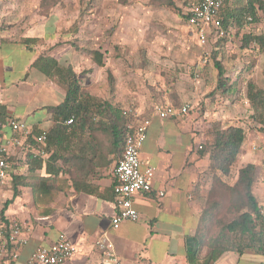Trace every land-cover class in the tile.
<instances>
[{
    "label": "crops",
    "instance_id": "0c3cea01",
    "mask_svg": "<svg viewBox=\"0 0 264 264\" xmlns=\"http://www.w3.org/2000/svg\"><path fill=\"white\" fill-rule=\"evenodd\" d=\"M15 2L0 0V109L6 119L24 122L32 135L39 136L53 126L50 108L65 97V90L34 66L42 56L57 58L53 51L45 55L55 45L56 23L50 19L25 25L23 1ZM74 56L70 58L71 67L76 74L80 72L82 80L89 60ZM59 63L62 65L61 60ZM103 64L86 75L85 86L94 96H100L98 88L106 81L98 80V75L104 76L108 70ZM191 82L183 99L195 101L200 82L196 86ZM136 112H140L138 117L142 113L151 117L141 156L156 169L151 193L134 197L140 219L112 228L116 215L114 168L121 152L112 145L109 135L101 131L93 137L86 130L66 132L50 143L49 151L44 145V157L17 151L11 158L10 178L0 187V213L8 224L7 233L11 227L20 226L26 243L18 247L16 260L5 259L0 264H26L37 250L61 239L76 248L75 256L63 264H104L96 242L105 234L113 242L121 264H188V242L197 233L209 196L207 179L215 168L212 148L208 149L213 136L206 138V122L203 124L196 114L160 119L153 110ZM228 115L222 109L212 118L225 125ZM229 123L223 129L236 126ZM4 132L8 135L10 129ZM255 141L239 155L240 164L255 161L250 151ZM54 145L60 157L57 160L51 157L56 155ZM200 146L203 149L199 150ZM159 191L164 192L163 197ZM253 194L264 207V178L255 184ZM7 249L11 251L12 246ZM214 264H264V253L227 252Z\"/></svg>",
    "mask_w": 264,
    "mask_h": 264
},
{
    "label": "rangeland",
    "instance_id": "374dc122",
    "mask_svg": "<svg viewBox=\"0 0 264 264\" xmlns=\"http://www.w3.org/2000/svg\"><path fill=\"white\" fill-rule=\"evenodd\" d=\"M15 1L18 0H10ZM19 1H23L20 3L25 7V25L33 26L50 19L56 23L55 45L45 55L53 51L64 67H71L70 58L74 55L89 60L80 79L85 93H89L85 86L86 75L97 69L94 56L98 53L102 55L103 67L108 70L104 69V76L98 75V80L106 81L103 84L97 81L102 86L98 88L100 96L96 97L135 114L138 121L145 117V113L138 117V110L148 113L156 105L180 108L188 104V114H196L203 124L206 122V138L213 136L208 149L212 148L216 133L230 125L229 122L242 127L246 134L239 155L248 143L256 140L250 148L255 161L240 164L237 159L227 176L215 168L210 170L209 196L203 208L207 216L198 227L204 237L205 254L209 240L217 236L224 223L237 216L231 208L230 188L235 186L238 170L254 164L255 184L264 178V115L259 117L247 98L249 83L264 91V52L255 42L244 46L245 35L264 38V13L259 11L258 22L247 21L245 28L229 27L225 37L212 30L206 44L202 45L183 19L200 0H174L176 10L152 7L150 0H126V4L119 0H61L47 9L42 0ZM217 62L226 71L227 85L231 88L228 93L215 91ZM76 68L81 70L79 65ZM190 81L195 86L200 82L199 98L195 101L183 99ZM222 109L232 117L226 118L225 125L212 118L214 112ZM253 135L256 138L250 139Z\"/></svg>",
    "mask_w": 264,
    "mask_h": 264
},
{
    "label": "trees",
    "instance_id": "16d2710c",
    "mask_svg": "<svg viewBox=\"0 0 264 264\" xmlns=\"http://www.w3.org/2000/svg\"><path fill=\"white\" fill-rule=\"evenodd\" d=\"M60 2L61 0H42L44 9L56 6ZM119 2L121 4L127 3L126 0H119ZM149 4L155 8L166 7L175 10L177 8L174 0H150ZM259 11L264 13V0H226L220 11L223 37L228 34L227 30L231 26L235 25L239 29L245 28L248 17L252 18L251 23L258 22ZM183 19L187 21L188 16L184 14ZM252 42L262 47V52H264L263 37L251 34L244 36L245 47ZM94 57L97 64L101 66L102 55L95 53ZM34 66L65 90L63 101L56 107L50 108L51 119L54 123L47 133L46 150L49 151L51 149L50 143H55V139H58V136L63 137L66 132L86 130L93 137L94 133L101 131L109 135L112 145L118 149L119 153L121 152L122 156L125 141L132 132L130 128L133 122L132 117L134 116L135 121H138L135 114L122 110L109 100L85 93L80 78L74 70L71 67L60 65L58 58L54 56H42L35 62ZM216 67L218 74L215 91L230 92L231 88L227 85L224 67L219 62L216 63ZM247 90V98L250 104L257 111L259 117L263 116L264 91L253 83L248 84ZM173 107L179 108L177 106ZM147 118L151 119L149 116L142 117V119ZM4 119L7 121L5 122ZM70 119H73V123L68 125L67 122ZM11 120L14 119H6L5 113L0 109V125L9 126ZM245 139L246 134L242 127L231 126L216 133L211 149V160L216 170L225 176L229 175L238 159ZM52 149H55L56 155L51 157L57 160L60 158L57 156V146L54 145ZM255 172L256 165L254 164H247L238 170V179L235 186L230 188L231 208L237 213V216L224 223L217 236L209 240L208 251L205 256H203L205 241L198 228L196 235L188 242V264H214L227 252L242 254L246 250H254L264 253V215L253 194L256 181ZM206 216V211H203L200 223L205 222ZM0 222L5 224L6 229H9L3 212L0 213Z\"/></svg>",
    "mask_w": 264,
    "mask_h": 264
},
{
    "label": "built area",
    "instance_id": "2783aa9c",
    "mask_svg": "<svg viewBox=\"0 0 264 264\" xmlns=\"http://www.w3.org/2000/svg\"><path fill=\"white\" fill-rule=\"evenodd\" d=\"M226 0H200L189 9L186 24L192 29L197 41L204 45L208 40L210 32L217 31L223 36L222 20L220 11ZM251 23L252 18L247 19ZM190 106L183 105L174 108L171 105H156L153 113L160 119L173 117L182 118L188 115ZM73 123L70 119L67 124ZM151 119L137 121L130 128L132 132L125 141V147L121 158L114 168L116 184L114 185L116 215L112 219V228L118 229L126 221L136 222L140 219L139 213L134 208V197L138 194L151 193L153 181L156 177V169L147 164L141 156L142 147L147 139ZM8 127L10 133L7 135L4 130ZM47 140V133L39 136L32 135L29 127L19 120H11L9 126L0 125V187L10 178L12 169L11 158L19 151L21 155L33 153L36 156H46L44 145ZM203 147L200 146L199 150ZM160 197L164 196L163 191H159ZM260 207V206H259ZM264 215V207H260ZM5 224L0 222V261L6 262L16 260L18 257V247L26 243V237L20 226L11 227L7 233ZM11 245V251L8 246ZM96 248L103 255L104 264H121L115 252V246L108 234L99 238ZM76 254V248L65 239L46 248L37 250L26 264H63Z\"/></svg>",
    "mask_w": 264,
    "mask_h": 264
}]
</instances>
